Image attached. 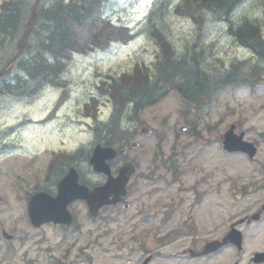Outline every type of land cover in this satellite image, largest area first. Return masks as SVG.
Listing matches in <instances>:
<instances>
[{
    "label": "rangeland",
    "instance_id": "1",
    "mask_svg": "<svg viewBox=\"0 0 264 264\" xmlns=\"http://www.w3.org/2000/svg\"><path fill=\"white\" fill-rule=\"evenodd\" d=\"M154 1L110 0L105 10L110 19L136 30ZM263 12L264 0H246L232 17L234 23L257 17L264 27ZM171 22L174 43L181 49L192 39L194 23L173 12ZM227 24L211 22L202 38L211 49L207 67L222 68L236 60L257 62L254 52L227 31ZM154 57L155 45L140 35L107 50L76 53L67 68V89L49 86L32 101L12 94L0 97V264H142L152 253L150 264H232L234 257L228 250L206 261L183 252L193 242L222 236L217 225L227 232L263 202L262 196L248 192L242 197L236 189L264 177V78L254 89L230 85L204 108L172 91L133 120L126 113L122 123L133 132L124 149L138 164L130 182L128 210L105 207L93 219L85 203L76 202L70 206L75 224L66 229L53 224L34 228L28 219L27 194L37 186L50 185L45 178L53 153L72 152L95 141V109L84 107L91 94L101 96L106 76L131 70L136 62L149 65ZM111 113L108 99L99 117L109 118ZM233 123L259 144L255 161L224 152L222 135ZM143 126L151 127L152 134L141 133ZM133 142L138 145L133 147ZM13 148L15 152L8 153ZM90 173L93 180L101 179ZM217 183L221 186L216 192ZM219 200L221 207L216 206ZM187 222L194 228L188 229ZM130 226L135 229L131 234ZM160 226L166 248H159ZM257 226L247 229L245 248L254 240ZM2 228L17 238L5 240ZM173 230L177 233L170 245L163 233ZM259 231H264V219Z\"/></svg>",
    "mask_w": 264,
    "mask_h": 264
},
{
    "label": "trees",
    "instance_id": "2",
    "mask_svg": "<svg viewBox=\"0 0 264 264\" xmlns=\"http://www.w3.org/2000/svg\"><path fill=\"white\" fill-rule=\"evenodd\" d=\"M109 0H10L0 11V96L22 95L35 98L46 85H62L66 63L74 50L107 48L112 42L126 43L134 38L130 28L119 25L105 14ZM177 1V2H175ZM245 0H156L142 32L156 45L153 69L137 63L133 70L112 77L109 88L117 112L107 126L105 143L116 145L121 133L119 117L126 110L134 116L171 90L203 107L219 90L231 84L254 82L261 73L251 75L240 62L224 71L208 68L211 49L202 39L209 24L231 23L234 10ZM25 2L28 3L25 7ZM190 18L193 36L179 50L173 42L171 13ZM248 19L230 25L228 31L248 47H257L264 60V40ZM66 62V63H65ZM95 104L96 100L94 99ZM126 108V110H125ZM90 150L79 148L64 156L66 163L87 161Z\"/></svg>",
    "mask_w": 264,
    "mask_h": 264
},
{
    "label": "water",
    "instance_id": "3",
    "mask_svg": "<svg viewBox=\"0 0 264 264\" xmlns=\"http://www.w3.org/2000/svg\"><path fill=\"white\" fill-rule=\"evenodd\" d=\"M233 125L225 134L224 146L229 151L247 152L250 157L256 154V147L253 143L245 141L244 133L236 134ZM143 132H149L148 128H144ZM116 150L110 146L103 147L100 144L96 146L90 159V163L94 169L109 175V180L101 187L90 190L85 185L78 184V174L73 168L69 174L59 183L58 195L50 196L47 193L39 192L34 195L29 203V214L35 225L53 220L61 223H71V215L68 211V205L75 199H86L93 215L98 213V209L106 203L117 202L121 195L126 192V184L130 174L135 167L132 163L127 162L120 170L117 177L111 175L110 165L107 159L115 157ZM114 194L115 198L110 200L109 196ZM228 240H238L240 242V234L236 230H232L223 241L214 240L210 242L206 251L218 249ZM205 251V252H206Z\"/></svg>",
    "mask_w": 264,
    "mask_h": 264
},
{
    "label": "flooded vegetation",
    "instance_id": "4",
    "mask_svg": "<svg viewBox=\"0 0 264 264\" xmlns=\"http://www.w3.org/2000/svg\"><path fill=\"white\" fill-rule=\"evenodd\" d=\"M219 186L216 187L215 191L217 192L219 190ZM238 192H240V196L244 197L247 195L248 192L250 193H254L257 194L258 196H262L263 198L261 199L262 204H261V208H257L255 209L250 215H243L241 216L238 221H236L235 223H232L231 226H237L243 233V247L242 248H238L237 244H228L227 246H225L224 248H221L220 250L216 251V252H212L210 254H207L205 256H200L197 258L203 259L204 261H206V259H208L209 257H214V256H218V255H223L224 252L226 250H230L232 252V255L234 257L232 264H264V259H257L256 260L254 257H256V252H264V231H259L260 229V224L261 221L264 219V177L251 181L248 184H245L244 186H241L240 189H236ZM246 192V193H245ZM238 196V197H240ZM258 204V202L256 203ZM217 207H221L220 204H216ZM253 217V218H252ZM255 217V218H254ZM187 218V217H186ZM258 223L257 229H256V233L254 235V240L249 244V247L245 248V245L247 244L246 239H247V229L250 227H254L256 228V225ZM192 224V223H190ZM217 229H219L218 233H222V236H218L216 238H212L213 239H220L225 235L224 232V227L223 225H217L216 226ZM163 226L158 227L157 229V234H158V238L160 237V234L162 232ZM164 236H167V239L169 240L170 238V232H164L163 233ZM172 237V236H171ZM160 241L162 242V247L167 246L168 244L164 243V238H161ZM210 240L205 239V240H200V241H196L193 242V247L196 249L201 250L205 244L207 242H209ZM169 244L171 245V241H169ZM260 247V248H257ZM251 250L250 253H248V257L247 259H245V256L247 255V251Z\"/></svg>",
    "mask_w": 264,
    "mask_h": 264
}]
</instances>
